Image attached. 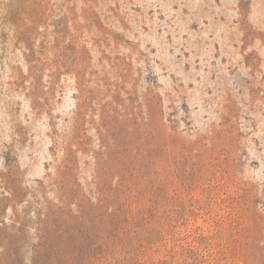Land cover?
<instances>
[{
  "label": "rangeland",
  "instance_id": "1",
  "mask_svg": "<svg viewBox=\"0 0 264 264\" xmlns=\"http://www.w3.org/2000/svg\"><path fill=\"white\" fill-rule=\"evenodd\" d=\"M0 264H264V0H0Z\"/></svg>",
  "mask_w": 264,
  "mask_h": 264
}]
</instances>
